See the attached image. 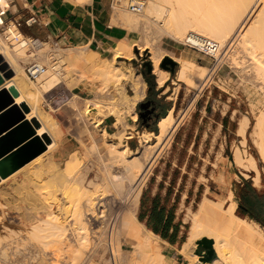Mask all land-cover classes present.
Instances as JSON below:
<instances>
[{"label": "bare ground", "instance_id": "6f19581e", "mask_svg": "<svg viewBox=\"0 0 264 264\" xmlns=\"http://www.w3.org/2000/svg\"><path fill=\"white\" fill-rule=\"evenodd\" d=\"M121 3L113 5L111 23L120 22V25L128 32L138 29V26L144 25L143 23H145L144 27L150 24L151 29L154 28L153 23L156 25L158 23L162 28L172 30L173 32L170 31V33L175 34L174 36L178 39L183 37L181 41H185L187 38L195 39V36H204L212 38L220 46L229 44L241 28L248 13L247 9L255 8V13L259 14L258 20L255 26L242 28L238 38L239 47L242 50L239 54L243 50V55L247 53V58L242 57L249 60L248 64L251 67L249 69H252V75L255 76L251 77L255 80L258 78L262 82L259 84L264 86V0H145L144 7L140 12L143 19L137 15L124 14ZM153 31L158 32L159 30L157 31L156 27V30L154 28ZM6 35V38L11 39L12 47L4 49L0 44L2 49L0 51L5 57L4 61L9 65L8 68H12L11 70L14 72L9 82L12 81L19 91V96L17 99L15 98V101L23 100L29 110L37 105V95L40 92H46L60 83L61 79H66L71 84L75 82L90 86L95 92L93 107L96 112L100 113L98 118L94 117L96 127L107 116L114 117L115 125L123 122L119 107L123 101L127 105V110L128 108L132 110L133 119L136 117L133 107L138 100L143 98L146 84L139 78V73H134L130 66L113 64L114 59L110 61L107 58H102L101 64L92 66L94 58L86 55L84 51H73L75 47L72 46L62 47L59 52L53 55L49 54L47 40H37L33 37L28 39L21 35L13 25L8 27ZM15 36H17V40H13ZM147 41L144 40L145 43ZM144 42L142 43L144 44ZM143 44L142 46L145 45ZM31 46L45 51L42 52V55L46 56L45 60L39 61V63L43 62L47 65V69L45 67L41 74L35 79H31V81L36 80L33 87L24 84L23 70L19 63V60L23 59L22 57H24L23 60L25 58L27 60L29 56L33 55L34 51L27 53ZM111 48L114 51L113 58L132 55L131 45L127 43V40ZM95 54L97 53L93 51V55ZM151 56L154 60L153 72L157 75L160 85L163 82V77L166 76V71L161 67L157 69L156 56ZM173 58L179 63L176 73L177 81L192 84L189 72L197 67L195 62L183 58L181 54H175ZM79 62L95 68H90L92 69L90 75H86L87 71L84 73L77 68ZM63 70L64 72H62ZM199 70L200 77H207L208 72L205 67H199ZM122 79L128 82L132 90L131 93H128L125 87L120 84ZM17 89H15L16 92ZM43 99L45 100V96ZM93 116L95 115L93 114ZM258 117L255 124L254 140L260 158L264 161V110L260 111ZM174 122L175 117L171 107L168 115L158 120L156 133L144 131L140 135V147L134 151L128 150L120 141L123 136L132 135L131 132L123 130L118 133H109L103 127L98 134V140L88 148L85 147L87 149L85 153L96 155L95 160L87 159L88 166L86 162L80 164L81 161L76 156L70 161L71 157H69L64 163L65 165L60 166L62 174L59 173L58 176L56 174L59 169L56 168L57 171L54 169L56 172L53 169L50 170L51 162L54 160H51L52 154L49 153L46 158L40 160L35 158L30 165L34 168L38 166L40 170H35V172L32 170L33 173H29L34 176V180H31L33 189L46 202L45 204L51 211L54 207H57V210L48 213V217L46 216L47 218L40 221L43 224L35 223L30 226V233L26 235V238H35L44 244V247H35L31 263L44 264L48 260L44 256L50 257L49 254H51L55 258L54 261L58 260L60 264H170L166 262L164 254L157 250L158 243L154 239H160L140 223L135 216V211L138 207L143 183L151 172L154 154ZM92 123L94 122L92 121ZM248 123V117L240 119L236 131L237 135L241 137L240 144L245 142ZM113 136H116L117 140L108 138ZM40 137L42 139L49 138L46 133ZM97 144L104 149L103 155L98 154ZM234 149L233 159L237 162L236 164L240 165L239 167H249L254 170L255 175L252 179L257 184L260 176L256 159L251 154L243 156L244 150L242 149L241 154L239 147H234ZM73 160L76 161L74 166L71 164ZM93 163H96L97 167L93 166L96 170L91 176L90 170ZM51 171L57 178L52 175ZM59 176L65 178L62 177L63 179L61 178L59 181L52 179L55 177L58 180ZM54 182H57L58 185ZM232 196L233 192L229 190L225 199L213 200L203 197L196 210L190 211L188 236L182 242L180 249L186 254L184 256H189L188 264H264V232L256 222L248 221L234 213L236 201ZM228 199L230 201L227 202ZM224 202L228 204L222 206ZM9 232L7 233L10 236ZM8 235H0V264H5V261L9 260L8 248L10 247L8 244L11 240H8ZM120 236L128 241L131 245L130 249L121 247ZM197 239L210 240L211 247L215 251V257L211 261L203 262L193 253L192 250L195 248L194 244ZM57 242H62L68 247H52ZM32 248L34 249V247Z\"/></svg>", "mask_w": 264, "mask_h": 264}, {"label": "rangeland", "instance_id": "374dc122", "mask_svg": "<svg viewBox=\"0 0 264 264\" xmlns=\"http://www.w3.org/2000/svg\"><path fill=\"white\" fill-rule=\"evenodd\" d=\"M119 3L123 4L122 9L124 11V14L129 13L133 16L137 15L140 19L144 18L142 13L140 12L135 13L129 11L126 7L125 0H114L112 2L110 8L112 14L113 5ZM254 9H247L248 13L243 23L241 24V28L227 45L229 51L226 58L223 62H221L219 66H216L215 68L212 67L211 60L208 57L203 56L202 54L193 51L192 49L183 45L181 41L183 37L181 39H178L176 36H174L175 34L172 33V30H170L172 31L170 33L169 30L162 28L158 25V23L157 25L155 23L151 24L152 26H154L155 30L157 27V31L159 30L160 32L153 31L154 28L151 29L150 24L147 25L148 27H144L145 23H143L144 25L138 26V29L129 31V33H131V35L134 37L132 41H129L132 52L131 56L134 57L132 66L128 63L116 61V57H108V60L110 61L114 59L112 61L113 64L130 66V69L134 73H139L137 68H142L143 62L145 60H149L153 65L154 60L152 59L151 55L156 56L155 60L158 62L156 68L159 69V62L161 61L163 56H170L174 61L178 63V61L173 58V56H175V54H179L180 50H185L196 56L195 63L197 65L204 66L206 68V71L208 72L207 77H205V79H202L198 77V72L194 71L191 74V79L193 82L192 85H188L186 83L179 84L177 97L174 101V113L179 115L178 120L173 126L172 131L169 133L167 139L163 142L162 146L156 150L154 154L151 173L148 175V178L142 186V193L139 198L140 201L142 197L148 194L147 191L149 189H144L147 185H149L150 182H152L151 178L155 177L153 174H159V170L161 169V167L166 166V169L162 171V175L163 178L166 179V183L163 184L164 188L162 189L161 193H168V195L164 196L165 201H167L168 203H172L177 213L181 214L179 222H181V224L183 225V232L178 241L172 245H169L157 239L154 240H156L158 243L157 250L160 253L164 254L167 260L166 262L170 264H188L190 262L188 259L189 256H184L185 253L181 252L180 249L182 247V242L185 241L188 236L191 212L196 210L199 200L204 195L213 200H217L220 198L225 199L228 191L232 190V197L237 203V207L235 209L236 214L246 218L247 220L255 221L263 229L262 231H264V226H262V223H259L254 218H251L249 216L250 213L256 219H260L262 222L264 221V161H262L260 158L259 151L254 140L255 124L257 118H259L258 116H260V111L264 110V86H262L263 84H259L262 82H260L258 78L257 80L253 79L255 76L252 75V69H249L251 68L248 64L249 60H245L242 57L244 56V58H247V53H244L243 55V50V52L239 54V52H241L242 50L239 47L238 40L239 34L241 33L243 27L245 28L247 26L248 28H250V26L252 25L255 26L259 14L257 15V13H255L256 10ZM117 24L120 25V22ZM26 38L29 39L31 37L26 36ZM144 40H148L146 42L148 46L146 45ZM124 41H126V39L120 38L117 40L116 44L119 45ZM142 42H144L145 45ZM10 43L11 39L4 40L2 35L0 34L1 47H3L4 49L11 48L12 45H10ZM142 44L144 46H142ZM48 47V52L52 55L59 52L61 50L60 48H62L59 45L53 46L51 40H48ZM76 50L84 51L86 55L94 58V61H92V66L101 64L103 61L102 56L106 54L105 52L104 54L98 53L93 55V51L81 47H75L73 51ZM30 51H34V53H32L33 55L31 57L29 55H26L29 56L27 60L26 58L25 60H23L24 57H22L23 59H20L19 63L20 61L22 63H26L29 59H37L38 62L45 60L46 56L42 55V52L45 51H43L42 49L40 50L33 46L29 48L27 53H29ZM253 54H256V52H253ZM181 55L184 58H189L187 55ZM233 57H236V59H233ZM40 63H42L45 67L47 66L43 62ZM79 64H77V68L84 73L85 71H87L85 73L86 75H90V71L95 68H92L91 65L90 67L89 65H87V68V66L82 62L80 65ZM20 66L22 67V65ZM66 67L68 66L66 65ZM62 72H64V70ZM166 76L163 77V80L166 78ZM22 78L24 79V84L29 87H33L34 82L36 81L32 80V82L31 79L26 76L24 71ZM139 78H141L140 73ZM254 80L257 81V84ZM59 82L60 83H58L50 90L42 93L40 92L37 95L38 101L34 109L35 111H41L43 114L48 116L57 130V132L52 136H49V134H47L49 137V143H46L45 139L40 138L43 141L46 150L35 157L36 159L40 160L41 158H46L49 153L52 154L51 160H56V164L54 163V160H52L50 170H56V168L59 169L56 176H58L61 171L60 168L63 167V164L67 162V158L69 157H71L69 158L70 161L76 156L81 161L80 164L82 162H86V165L89 166V162L87 161L95 160L94 157H96V155H88L87 153H85L87 152L86 148H88V146L91 145L94 141L98 140V134L103 126L106 125L105 127L108 129V125H112V123H114L115 121L113 116H107L106 118H104L102 123H100L96 127L94 117L98 118L100 116V113L96 112V109L93 107L95 92H93L91 87L84 84L81 85V83L77 84L75 82L71 84L68 83L66 79H61ZM120 84L125 87L128 93L132 92L126 80L122 79L120 81ZM172 89L173 88H171L170 90L172 91ZM54 94L55 96L50 101L46 99V95L51 98ZM44 96L45 100L43 99ZM111 99L115 100L114 98ZM119 107L121 112L120 116L122 117L121 120L123 119V122L117 123L116 125L114 124L115 126H111L109 128L111 130L109 131V133H118L122 132L123 130L124 132H128L125 130V127L133 126L132 110H130L129 108L127 110V105H125L124 101L119 104ZM88 108H91L90 110H93L94 112H91ZM133 110L138 113V102L134 105ZM25 113L26 112L23 111V116H25ZM27 114L29 116V119L27 120H31L35 116L33 115V112H28ZM93 114L95 116H93ZM92 116L93 118H91ZM243 117H248L249 123L245 132V142L243 144H240L241 137L237 135L236 128L239 118ZM57 121L64 130V144L67 148L65 156H63L62 158V154L59 149L62 146L63 131H60ZM92 121L94 123H92ZM135 123L137 124L135 126V129H139L141 122L138 120V118ZM36 128L34 127L35 133ZM131 131L133 132L134 130ZM43 133L44 132H38V134L40 135H42ZM108 138L117 140L115 139L116 136ZM96 146L98 154L103 155L104 149L102 148V146L99 144H97ZM234 147H239L241 150V154L244 150L242 154L243 156H245L246 154H251L256 159V164L260 176L259 182L257 184H255V181H253L252 179L255 175L254 170H251L249 167L241 166V168L239 167L240 165L236 164L237 162H235V160L233 159V152L235 150ZM75 162L76 161L73 160V162L71 163L72 166H74ZM57 164L59 167L56 166ZM93 166L97 167L96 163L92 164V169L90 167L91 176H93L94 171L96 170V167L93 168ZM37 169L38 166L34 168L30 164H25L24 166H22L20 169L14 172V174H12L14 175L11 180L12 182H10L9 185L7 184L3 186L4 192H9L10 194L6 193L5 195H3L4 192H1L0 194V202L2 203H0V235H8L7 232L10 231L8 240H11V242H9L10 245L8 244V247H10L8 248L9 260H6L5 264L31 263L32 257L34 256L35 247H44V244L35 238H26V235L30 233V226L33 223L43 224V222L41 223L40 220L47 218L48 213L52 211L56 212L57 210V207H54L51 211L45 204L46 202H44L33 189L31 180H34V176L32 174V170H34V172L35 170H40V168L38 170ZM52 171L51 173L53 175ZM30 172L32 173L29 174ZM15 173L18 174L19 179L16 177L17 174L15 175ZM55 177H52V179L54 178V181H59L64 176H59L58 180L56 179L57 177ZM11 189L12 192L10 191ZM57 196H59L58 193ZM178 199L179 203L176 204V200ZM228 201L230 200L228 199L227 202ZM227 202H224L222 206L227 205ZM244 208H247L249 210V213L243 214L242 211H244ZM136 213L137 211H135V216H137ZM119 238L121 241V247H123V249L131 248V245L127 240H125L123 236H120ZM198 240L201 239H197L195 241V248H193L192 250L193 253L196 254L197 258L203 262L211 261L215 257V251L213 250L212 258L208 259V255L206 252L207 248H205L202 244H198ZM207 244L209 245V247H211V244ZM32 247H34V249ZM52 247L68 246L62 244V242H57ZM49 255L50 257L44 256L45 259L47 258L48 260H52L54 257L51 254ZM48 260H46V262H50L47 264L59 263L58 260H56V262L54 261L55 258L52 261ZM46 262H44V264H46Z\"/></svg>", "mask_w": 264, "mask_h": 264}, {"label": "crops", "instance_id": "0c3cea01", "mask_svg": "<svg viewBox=\"0 0 264 264\" xmlns=\"http://www.w3.org/2000/svg\"><path fill=\"white\" fill-rule=\"evenodd\" d=\"M7 1L10 6V11L14 13L16 16H20L21 18H26L29 15L30 11L35 12L37 14L39 23H34L30 26L25 27L26 36L33 37L34 39L37 38V39H42V40H46V39L56 40L60 47H69V46L81 47V48H86L87 50L95 51L97 54L98 53L104 54L106 52V54L103 55L102 58L108 59L109 56H113L114 51L111 47L116 45L118 39L124 38L127 40V43L129 44V41H132V39L134 38L131 35V33H129L123 26L111 23L112 13L110 11L111 10L110 8L114 0H86V1L79 0L75 2L74 0H7ZM180 53L187 55L189 58H191V59L188 58L189 60H193L194 62L196 61V56L191 54L189 51L180 50L179 54ZM116 61L128 63L129 65L132 66L134 57L131 56L130 58H126V57L118 56L116 57ZM20 64L22 65V69L24 71L25 63H22L20 61ZM195 66L197 67H194L189 72L190 80L192 81L191 74L194 71L198 72L199 78L205 79L203 77H200V70H199V67H204V66L197 65L196 63H195ZM11 69L8 68V70L11 71V73L13 74L14 72H12ZM141 69L142 68L140 69L137 68V70L139 71L141 75V78L143 79L142 74L140 72ZM165 71L167 73V76L163 80V82L159 85L157 75L153 72V69H152L151 72H153L154 74L155 83H156L155 90H159V89L161 90L157 94L155 92H152V97H155V99L158 100L157 103L154 102L157 114L160 111L166 110V114L164 116H167L169 113V110L172 107V114L175 117V122L173 124L174 126L179 116L178 114L174 113L175 111L174 101L176 100V97H177L178 86L179 84L186 83V82L177 81L176 79L177 70L173 77H171V74L169 71L167 70ZM0 77L2 80V82L0 83V89H8L9 87H14V86H15L14 88L17 89L16 85L12 81L11 83L9 82L13 76L7 77L4 75L3 72H0ZM186 84L192 85L188 82ZM171 88H173L172 91L170 90ZM17 93H18L17 96L12 98V104H19L23 102V100L15 101V98L17 99V97L19 96L18 89H17ZM167 93L169 94L166 95ZM146 96H147V87H146V92L144 91L143 98L137 102L139 103L140 101H143L144 99H146ZM35 107L32 108L31 110H28L25 113L24 119L26 120L29 119V116L27 114L28 112H33V115H35L34 118H36V120L39 123V126L37 127L38 132L39 133L44 132L46 134H49V136H52L53 134L57 132L56 127L52 124L48 116L43 114L41 111L39 112L35 111L34 110ZM137 118H138V113H136V117L132 121L133 126L125 127V130L128 132H131L132 135L123 136L120 140L121 143L124 144L126 148L130 151L137 150V148L140 147V135H142L144 131L150 132V133H156L158 131V120L160 118L157 120V123L155 126L156 132L148 130V129L154 128L153 123H154V120L156 119L155 117L153 118L152 122L149 121L148 123H145L141 121L139 129H135V126L137 125L135 121L137 120ZM240 119L241 118H239L238 120L236 131L238 129ZM105 126H103L104 129L107 132H109L111 131L109 128L115 125L114 123H112V125H108L109 130ZM173 126L170 128L168 133L164 136L161 142V145L158 148H160L163 142L167 139L169 133L172 131ZM37 128H36L35 135L40 136V134H38L37 132ZM59 129L60 131H63L62 146L59 149L61 151V154H62L61 158H62L63 156H65L67 148L64 144V140H65L64 130L62 129L60 124H59ZM131 130H134V131L132 132ZM35 157H33L32 159H30L29 161L21 165L19 168H17L16 170L8 174L6 177L0 178V184H1L0 194L1 192L2 193L4 192L3 186L7 184L9 185V183L12 182L11 180H12V177L14 176L12 174H14V172H16L18 169H20L25 164H31L32 161L35 159ZM165 169H166V166L161 167V169L159 170V174L158 173L153 174L155 177L151 178L152 182H150L149 185L145 187L144 190L149 189L147 191L148 194L142 197V199H140V201L138 202V207L136 209L137 211L136 218L140 220L138 218V215H140L141 216L140 223H142L146 229L151 231L160 240L164 241V243L172 245V244H175L178 241L179 237L182 235L183 225L181 224V222H179V219L181 218V214L177 213L172 203L170 202L168 203L167 201H165L164 196L168 195V193L167 194L166 192L161 193L162 189L164 188L163 184L166 183V179L163 178V175H162V171ZM16 174L17 173H15V175ZM16 177L19 179L18 174L16 175ZM10 191L12 192V189ZM6 193L8 194L9 192H4L3 195H5ZM141 193H142V190H141ZM203 197H207V196L204 195L202 196V198ZM178 203H179V199L176 200V204ZM236 207H237V203H236L235 209ZM235 209H234V213H236ZM166 220H167L168 225L167 226L165 225L164 227V222ZM248 221L255 223V221H252V220H248ZM152 227H155L157 229V232H154L152 230ZM162 236H166V238H163ZM173 240L174 242L171 243L170 241H173Z\"/></svg>", "mask_w": 264, "mask_h": 264}, {"label": "water", "instance_id": "95a60500", "mask_svg": "<svg viewBox=\"0 0 264 264\" xmlns=\"http://www.w3.org/2000/svg\"><path fill=\"white\" fill-rule=\"evenodd\" d=\"M175 63L176 61L170 56H163L159 65L165 70L173 71ZM143 65L147 72L152 71L153 65L149 60H145ZM0 72H3L7 77L12 75L11 71L8 70V63L4 61L1 55ZM16 95L17 92L13 87L0 89V178L7 176L45 149L41 137L35 135L34 127L38 126L37 120L35 118L31 120L24 119L23 111H28L26 104H12V98ZM149 105V100L138 103V107L143 109V111L138 112V117H142L143 121H145V115L149 114V117H151L154 111L153 106L147 108ZM154 117L157 118L158 114L155 113ZM44 139L47 143L48 138ZM15 147L17 148L13 149ZM197 242L207 248V258L211 259L213 248L207 244H210V240L202 239Z\"/></svg>", "mask_w": 264, "mask_h": 264}, {"label": "built area", "instance_id": "2783aa9c", "mask_svg": "<svg viewBox=\"0 0 264 264\" xmlns=\"http://www.w3.org/2000/svg\"><path fill=\"white\" fill-rule=\"evenodd\" d=\"M117 1V0H115ZM126 7L129 11L139 13L142 11L145 0H125ZM34 23H39L38 16L35 12L30 11L26 18H21L16 16L10 11V6L7 0H0V34L4 40L6 38V30L10 25H13L21 35L26 36L25 27L30 26ZM13 40H17V36L13 37ZM38 40V39H37ZM42 40V39H40ZM48 41V39H46ZM53 46H58L56 40H51ZM182 44L186 47L208 57L211 60L212 67L219 66L221 62L226 58L229 48L228 46H220L215 40L204 36H195V39L187 38L182 41ZM32 47V46H31ZM0 55L5 59L3 53L0 51ZM45 69L43 64H40L35 59H29L24 65V71L28 78L35 79L39 74H41ZM46 99L50 101L55 94L50 98L46 95Z\"/></svg>", "mask_w": 264, "mask_h": 264}, {"label": "trees", "instance_id": "16d2710c", "mask_svg": "<svg viewBox=\"0 0 264 264\" xmlns=\"http://www.w3.org/2000/svg\"><path fill=\"white\" fill-rule=\"evenodd\" d=\"M177 66H178V63L176 62L175 63V65H174V70L173 71H169V70H167V71H169L170 72V74H171V77H173L174 75H175V72H176V70H177ZM141 74H142V77H143V79H144V81L146 82V84H147V96H146V98L147 97H150L155 103H157L158 102V100L157 99H155V97H152V92H155L156 94L158 93V92H160L161 90L159 89V90H155V86H156V83H155V77H154V74L150 71V72H147V70H146V68H145V66L143 65V67H142V69H141ZM155 90V91H154ZM169 93H167L166 95H168ZM139 108V107H138ZM139 110V109H138ZM139 112V111H138ZM166 114V110L165 111H160V112H158V117L154 120V128L153 129H148L149 131H155L156 132V123H157V120L159 119V118H161L162 116H164ZM138 120L141 122L142 120H141V117H138ZM242 213L243 214H247V213H249V210L247 209V208H244V211H242ZM236 214V213H235ZM237 215V214H236ZM239 216V215H238ZM249 216L251 217V218H254L256 221H258L259 223H262V226H264V221L262 222L260 219H256L253 215H251L250 213H249ZM240 217V216H239ZM138 218L141 220V216L140 215H138ZM139 220V221H140ZM165 225L167 226L168 224H167V220L164 222V227H165ZM149 226V225H148ZM168 229V228H167ZM152 230L154 231V232H157V229L155 228V227H152ZM163 238H166V236H162ZM171 243L172 242H174V240L173 241H170Z\"/></svg>", "mask_w": 264, "mask_h": 264}, {"label": "flooded vegetation", "instance_id": "af4514ba", "mask_svg": "<svg viewBox=\"0 0 264 264\" xmlns=\"http://www.w3.org/2000/svg\"><path fill=\"white\" fill-rule=\"evenodd\" d=\"M145 100H149V101H150V105H149L147 108H149V107H151V106L154 107V111H153V113L151 114V117H149V114L145 115V121H143V118L141 117V120H142L143 122L148 123L149 121L152 122V120H153V118H154V114L157 113V111H156V109H155L154 101H153L150 97H147V98L144 99L143 101H145ZM147 108H146V109H147ZM138 109H139V111H143V109H140V108H138Z\"/></svg>", "mask_w": 264, "mask_h": 264}]
</instances>
